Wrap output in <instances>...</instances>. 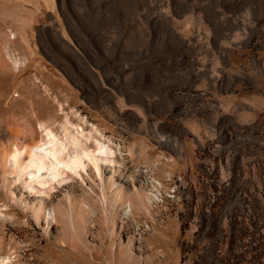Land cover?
Instances as JSON below:
<instances>
[{"label": "rangeland", "instance_id": "1", "mask_svg": "<svg viewBox=\"0 0 264 264\" xmlns=\"http://www.w3.org/2000/svg\"><path fill=\"white\" fill-rule=\"evenodd\" d=\"M116 2L0 0V263L264 264V0ZM45 128L116 166L38 195Z\"/></svg>", "mask_w": 264, "mask_h": 264}, {"label": "bare ground", "instance_id": "2", "mask_svg": "<svg viewBox=\"0 0 264 264\" xmlns=\"http://www.w3.org/2000/svg\"><path fill=\"white\" fill-rule=\"evenodd\" d=\"M115 1L118 3L126 2V8L124 10L122 9L123 11L121 10V15H126L133 7L132 2H137V5H140L142 0ZM110 6L111 5L107 6L108 8L105 7L106 10L104 11L108 20H117L118 22L122 21V23H124V20L118 16V14H120V9ZM141 8H143L142 5ZM144 9L146 12L149 10L145 7ZM162 21L163 20H160L158 17L156 18L153 16L151 17V22H147L145 25L141 24V26H136L134 40L137 41V35L141 34L144 37L149 36L150 39H155V42L161 45L159 47L167 52H172L175 49L177 50L179 46H171L169 44L172 33L161 27ZM75 135L76 134H71L67 131L64 139L60 140V138H58L50 129L45 128L43 140L37 142L31 138V140L26 141L19 150L11 152L10 159L14 166L22 156L28 161V165L21 168V170L23 171V169H26L24 174L28 178L27 183L29 184V189H33V185H36L40 188L38 195H46L47 192L54 187L70 186L76 180L82 181L81 174H83L88 167H91L100 181V172L104 167L116 166L113 151L107 148L104 144L94 139L93 142L95 143V148L90 149L88 146V139L83 137L84 134L82 128L80 129L79 137Z\"/></svg>", "mask_w": 264, "mask_h": 264}]
</instances>
